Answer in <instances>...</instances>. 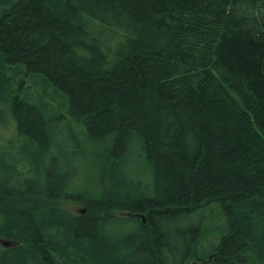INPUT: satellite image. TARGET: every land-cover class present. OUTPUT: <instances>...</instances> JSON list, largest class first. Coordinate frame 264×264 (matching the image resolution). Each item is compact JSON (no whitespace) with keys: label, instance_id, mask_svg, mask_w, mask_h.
<instances>
[{"label":"trees","instance_id":"1","mask_svg":"<svg viewBox=\"0 0 264 264\" xmlns=\"http://www.w3.org/2000/svg\"><path fill=\"white\" fill-rule=\"evenodd\" d=\"M262 13L264 0H0V115L22 155L0 159V264H264ZM79 130L100 145L94 200L51 156L70 141L83 153ZM212 203L225 233L207 262L191 215Z\"/></svg>","mask_w":264,"mask_h":264},{"label":"rangeland","instance_id":"2","mask_svg":"<svg viewBox=\"0 0 264 264\" xmlns=\"http://www.w3.org/2000/svg\"><path fill=\"white\" fill-rule=\"evenodd\" d=\"M0 109L2 107L0 106ZM1 112V111H0ZM7 111H3L0 115V159L10 161L12 158L13 160L22 157L21 152L17 151L19 150V145L14 143V139L16 138V132L15 128L8 129V126L10 124V121L14 122L13 115L10 114V117L8 116ZM9 118H6V117ZM10 120V121H9ZM61 123H66L65 121H62ZM73 124V123H72ZM9 130V131H7ZM77 137V142L80 144L81 147L85 148V151L83 153H72L71 151L75 148L73 147L74 143L72 141L69 142V145L67 147H64L63 145L59 150H55L54 153L51 155L55 158L56 162H62L67 161L66 164L69 165V177L68 179L71 180L73 184L76 183V187H78V191L81 192L83 189L85 194V198L87 199H93L97 197V194L99 193V189L97 186L96 178L99 176L98 169L101 168L100 162L98 164H95V167L93 169L94 162L98 161V158H96L93 151L96 149L97 146H100L98 143L93 144L88 139H86L82 133L81 130L77 131L75 133ZM25 136L17 137V143L21 142L23 143V139ZM59 142V140H57ZM67 148V149H66ZM98 148V147H97ZM66 150L68 151L67 154H62L60 151ZM74 159V160H73ZM48 159L46 162L48 163ZM34 163L36 167H34V174L39 172L37 175V178L39 181H41V161L40 159L34 160ZM71 163V164H70ZM26 164L25 166H27ZM125 170L131 171V172H138L141 171L142 175L139 177V182L142 186H145L148 184L149 176L147 174V168L143 164H137L133 163L129 166L125 167ZM32 172V168L30 169ZM2 177V176H0ZM1 181V180H0ZM57 206L62 209L63 211H67L69 213H75L78 214L79 210L82 209V204L76 203V202H70V201H58ZM216 205L214 203L204 207L200 208L198 211H196L191 217H193L196 221L201 220L203 217V229L204 227L207 228V230L202 234V243L200 244L199 250H197L199 255H204L206 253H211V251L214 249V247L217 246V244L220 241L221 236L225 233L224 231V222L219 219V210H216ZM221 217V216H220ZM178 226V225H177ZM179 227V226H178ZM105 228L107 230L112 229V231H118L120 235L125 238V234H129L133 232V227L130 225L129 222H124L122 225L119 223H111L108 222L105 225ZM117 249V247H116Z\"/></svg>","mask_w":264,"mask_h":264},{"label":"bare ground","instance_id":"3","mask_svg":"<svg viewBox=\"0 0 264 264\" xmlns=\"http://www.w3.org/2000/svg\"><path fill=\"white\" fill-rule=\"evenodd\" d=\"M244 14H246V12L244 13ZM262 16H263V23H264V13H262ZM22 165H24L23 163H21ZM14 166H15V164H14ZM17 166V165H16ZM23 167V166H22ZM17 168V167H16ZM2 175V171H0V176ZM210 205V204H209ZM208 206V205H207ZM204 207H206V206H203L202 208H204ZM214 208V207H213ZM216 210H218V208H215ZM199 210V209H198ZM201 220L203 221L204 219H203V217L201 218ZM219 244H220V241H219V243L217 244V246L216 247H218L219 246ZM201 257L202 258H204V260L205 261H212V259H213V257H214V253H206V254H204V255H201ZM262 264V262H260V261H252V263L251 264Z\"/></svg>","mask_w":264,"mask_h":264}]
</instances>
